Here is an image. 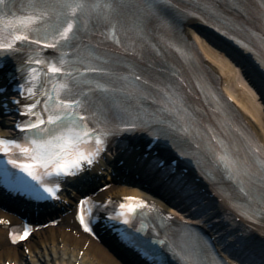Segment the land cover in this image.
<instances>
[{
	"label": "snow or ice",
	"instance_id": "6c2138e0",
	"mask_svg": "<svg viewBox=\"0 0 264 264\" xmlns=\"http://www.w3.org/2000/svg\"><path fill=\"white\" fill-rule=\"evenodd\" d=\"M258 2L254 14L246 0H195L182 14L211 21L216 31L251 52L254 39L264 45V34L249 26L255 20L264 29V0ZM19 6L26 14L15 15L17 0H0V22L13 17L6 20L11 31L0 38V60L25 44L35 46L12 76L19 79V99L7 102V89L0 85V110L22 118L15 124L18 139H0L5 176L11 165L39 185L33 189L37 198H58L59 183L90 170L112 138L144 133L150 137L146 151L161 141L175 145L181 158L196 161L206 175L228 185L231 204L244 218L264 215V145L242 131L217 99L195 44L177 33L169 16L173 0H138L130 23L120 18L121 0H21ZM97 24L105 31L98 32L96 44L86 43L83 34ZM104 44L122 54H98ZM5 69L0 63V74ZM45 176L55 178L56 186H45ZM152 207L129 198L108 218L127 225ZM153 211L160 220L161 254L204 264L207 250L191 225H177L174 216ZM80 223L91 231L83 214ZM30 235L25 228L10 239L16 244Z\"/></svg>",
	"mask_w": 264,
	"mask_h": 264
},
{
	"label": "bare ground",
	"instance_id": "6f19581e",
	"mask_svg": "<svg viewBox=\"0 0 264 264\" xmlns=\"http://www.w3.org/2000/svg\"><path fill=\"white\" fill-rule=\"evenodd\" d=\"M246 4L255 14V10L259 7L258 0H246ZM185 30L188 37L197 43L201 51L200 58L205 59V63L212 68V72L218 74L217 82L221 90L233 101L238 113L254 134L264 142V80L260 73L254 66L243 60L239 53L231 48L229 50L227 45L211 43L205 35L199 33L195 26L188 24ZM209 75L211 76V72ZM12 128L11 121L4 117L0 110V135L11 132ZM239 128L243 129L240 125ZM242 131L246 133V130ZM250 134L253 136V133ZM138 154L139 151L130 154L126 151L114 160L115 168L112 166V170L115 171V175L112 176V173L108 172L106 177L112 180V185L106 191L99 193V196L106 199L111 196L140 195L154 200L169 213L177 214L180 207L185 206L188 198L166 181L161 182V179L158 181V178L152 177L147 169L137 162ZM121 160L124 161V165L119 167L117 161ZM102 181L105 183V179L102 178ZM94 186L96 185L91 187ZM216 191L224 196L222 200L217 198L216 209L223 213L228 212L229 205H232L227 196L228 192L222 188L218 190L210 188L211 193ZM73 196L67 197V201H73ZM9 206V204L0 205V221L5 222L0 223V264H7V261H10L9 264H144L136 254L119 244L107 233L95 238L81 231L75 215L66 213L64 210L55 211L53 217L48 216L43 222L59 217L60 222L57 225L39 228L26 242L13 244L9 238V231L12 225L21 222L19 214L22 216L26 214L20 210H17L19 211L17 214L10 213L7 208ZM184 211L187 213L186 216H194L190 208ZM235 215L228 219L231 220L232 225L246 231L245 242H242L244 249L260 256L264 250V224L262 228L243 229L246 222L244 219L238 221L241 217L239 210ZM219 223L224 225L222 220H219ZM232 225L227 224L225 227L232 230ZM232 244L239 245L235 242ZM246 253L242 255L249 259ZM255 262L258 263V260Z\"/></svg>",
	"mask_w": 264,
	"mask_h": 264
},
{
	"label": "rangeland",
	"instance_id": "374dc122",
	"mask_svg": "<svg viewBox=\"0 0 264 264\" xmlns=\"http://www.w3.org/2000/svg\"><path fill=\"white\" fill-rule=\"evenodd\" d=\"M178 215H180L179 213H177ZM10 261H7V264H9Z\"/></svg>",
	"mask_w": 264,
	"mask_h": 264
}]
</instances>
